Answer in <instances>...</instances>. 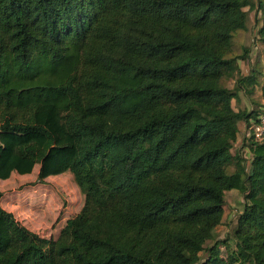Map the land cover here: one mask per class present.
Returning a JSON list of instances; mask_svg holds the SVG:
<instances>
[{
	"label": "trees",
	"instance_id": "obj_1",
	"mask_svg": "<svg viewBox=\"0 0 264 264\" xmlns=\"http://www.w3.org/2000/svg\"><path fill=\"white\" fill-rule=\"evenodd\" d=\"M245 9L264 47V0H0V167L65 166L84 195L55 239L0 206V264H264V141L231 151L264 106V62L239 74L233 51Z\"/></svg>",
	"mask_w": 264,
	"mask_h": 264
},
{
	"label": "rangeland",
	"instance_id": "obj_2",
	"mask_svg": "<svg viewBox=\"0 0 264 264\" xmlns=\"http://www.w3.org/2000/svg\"><path fill=\"white\" fill-rule=\"evenodd\" d=\"M245 10L247 11L246 31L237 39L233 51L240 53L245 44L249 49L250 59L248 62L238 61L239 74L247 73L256 59L261 57L264 60V49L256 41L258 29L256 20L260 16L255 13V9ZM234 81L228 79L224 84L232 89ZM240 95L245 97L242 93ZM243 101L248 100L245 98L232 100L233 108L244 107ZM260 108L257 107V114L262 113L263 109ZM59 124L55 114H50L46 126L55 138L59 136ZM7 143L8 139L0 133V147L4 148ZM231 151L232 153L236 151L235 145ZM24 169V162L16 158H12V161H7L0 167V192L2 193L0 206L11 212L14 218L28 230L42 237L55 239L65 222L80 212L84 203V195L65 166H61L57 174L46 176L40 173L44 169L43 163L36 164L30 173L23 172ZM243 203L244 200L237 191L232 190L225 193L221 223L215 228L213 239L207 241L206 246L218 241L223 254L228 249L225 241H228V246L232 248L233 241L229 238Z\"/></svg>",
	"mask_w": 264,
	"mask_h": 264
},
{
	"label": "crops",
	"instance_id": "obj_3",
	"mask_svg": "<svg viewBox=\"0 0 264 264\" xmlns=\"http://www.w3.org/2000/svg\"><path fill=\"white\" fill-rule=\"evenodd\" d=\"M245 48H247L246 46H245V44L243 45ZM262 46V45H261ZM263 47V46H262ZM263 49H264V47H263ZM248 51H249V49H248ZM248 57H249V53H248ZM249 59L250 58H248L247 60H246V62H248L249 61ZM256 60H260V61H262V62H264V60L260 57V59H256ZM256 60H255V62H256ZM240 61V60H239ZM255 62H253L252 63V65L249 67V71L251 70V68H252V66L254 65V63ZM249 71L247 72V73H245V74H242V75H246V74H248L249 73ZM243 94L244 95V93L243 92H239V94H238V98L239 99H241V98H245V99H247L248 101L247 102H245V101H243L245 104H244V107H239V108H236V110L237 109H242V110H247V111H251V110H253V109H255L256 107L254 106V105H252L251 103H250V100L247 98V96H245V97H241V95L240 94ZM243 100V99H242ZM260 108V107H259ZM261 110L263 109L264 110V106H263V108H260ZM262 110V111H263ZM245 136H246V125L245 126H241L240 127V130H239V133H238V138H237V141H236V143H235V150L237 149L238 151H240L242 154H243V156L245 157V158H249V156H250V154H249V151H248V149L246 148V147H243V140L245 139ZM232 191V190H231ZM234 191V190H233Z\"/></svg>",
	"mask_w": 264,
	"mask_h": 264
},
{
	"label": "built area",
	"instance_id": "obj_4",
	"mask_svg": "<svg viewBox=\"0 0 264 264\" xmlns=\"http://www.w3.org/2000/svg\"><path fill=\"white\" fill-rule=\"evenodd\" d=\"M246 134L253 136L257 142L264 141V110L255 119L249 121V125L246 127Z\"/></svg>",
	"mask_w": 264,
	"mask_h": 264
}]
</instances>
